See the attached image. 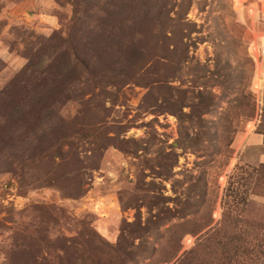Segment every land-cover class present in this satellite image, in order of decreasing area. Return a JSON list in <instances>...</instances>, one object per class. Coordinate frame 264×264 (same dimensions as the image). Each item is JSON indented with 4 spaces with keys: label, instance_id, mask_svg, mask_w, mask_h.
Instances as JSON below:
<instances>
[{
    "label": "rangeland",
    "instance_id": "obj_1",
    "mask_svg": "<svg viewBox=\"0 0 264 264\" xmlns=\"http://www.w3.org/2000/svg\"><path fill=\"white\" fill-rule=\"evenodd\" d=\"M262 57L264 0H0V264H188L234 196L263 214L261 150L239 159Z\"/></svg>",
    "mask_w": 264,
    "mask_h": 264
},
{
    "label": "trees",
    "instance_id": "obj_2",
    "mask_svg": "<svg viewBox=\"0 0 264 264\" xmlns=\"http://www.w3.org/2000/svg\"><path fill=\"white\" fill-rule=\"evenodd\" d=\"M169 21L172 20L168 19V22ZM165 24V22L161 23L159 27L160 31L163 34V37L167 38V36H165V32L163 33V31H165ZM195 31L196 30H193V32H186V34H182V38L184 37V39L189 40V34L195 33ZM178 43L180 53L179 57H177L180 59V62H187L190 45H188L187 43H183L181 39ZM65 48H68V46H65ZM161 49H164L163 51H161L165 52V48H163V46H161ZM60 61L67 68L70 67L74 62V68H76V70H79V68L81 67L84 70L87 69L84 65V62H81L76 57H72L66 51L63 53ZM212 62L214 68L211 74H215L216 82L219 85L225 84L228 81L231 75L230 72L233 69L228 65V63H225L223 66L220 65L219 54L218 52L216 53V51L214 52ZM27 69H30V67H28ZM45 72L46 71H43L40 74L43 75ZM32 73H34L33 70ZM53 82L56 83V80H53ZM9 86L11 88H14L15 83H11V85ZM29 89L34 94H40L39 98L35 97L31 102H29L31 108L36 111L37 107H40L37 113L42 116H44L45 114L49 115L50 112H53V110H51V107L54 102L48 100H46V102L43 100L47 89L45 84H34L32 86H29ZM180 103L182 104H180V109L178 108V111H180L181 114L177 116L179 121L180 117H182L186 118L189 122L196 120L198 123H202V115L206 114L208 109L211 107V102L208 104L206 102H201L197 103V105L189 106L191 113H182L181 110L185 106L184 102L180 101ZM251 107L254 108V104ZM5 109H9V112L11 111L10 116L16 112L15 109L11 110L9 106H7V108ZM0 117H2L4 120L3 115H1ZM258 168L262 171L259 174V179H256L255 181L257 184L264 183V164H259L257 165V167H251L250 169L256 173L258 172ZM261 188H263V186ZM261 188L258 187L257 189L261 190ZM234 198L236 200L235 204L240 205V208H237L238 206L236 205L234 206L237 214L235 216H232L230 212H223L221 221L216 225L210 227L208 229V232H206L205 237L202 238L203 244L197 243L193 250V252H195V255L196 253L199 254L198 249L200 247L204 248V254L206 258H189L188 264H193V261H195V264H258L259 259H264V212L260 215L259 213L249 214L246 211V208L248 206V198L242 197L240 199H237L235 196ZM226 203L227 202H224L223 205H225ZM244 217L246 219H250L251 221L249 220L248 222ZM211 223L212 221L208 223L206 227H209ZM217 251H220V255L217 254ZM182 262H184V260Z\"/></svg>",
    "mask_w": 264,
    "mask_h": 264
},
{
    "label": "crops",
    "instance_id": "obj_3",
    "mask_svg": "<svg viewBox=\"0 0 264 264\" xmlns=\"http://www.w3.org/2000/svg\"><path fill=\"white\" fill-rule=\"evenodd\" d=\"M260 65L263 66V69L261 68V73L258 72V65H256L254 78H258L260 82V86L258 89V100L260 104V113H264V61L263 57L261 58ZM252 125L251 130L245 131V133H242V137H240L239 141L242 143V149L240 152V157H242V151H244L247 148H257L261 151L257 154V156L254 158L250 164L252 165H259L264 164V129L262 131H259V127L261 125L260 118H255L253 122L249 123Z\"/></svg>",
    "mask_w": 264,
    "mask_h": 264
}]
</instances>
